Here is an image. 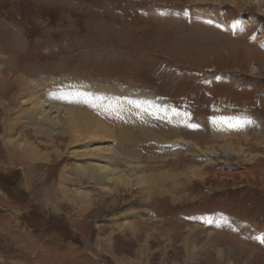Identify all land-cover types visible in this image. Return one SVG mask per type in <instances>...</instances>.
I'll list each match as a JSON object with an SVG mask.
<instances>
[{
	"label": "rangeland",
	"instance_id": "obj_1",
	"mask_svg": "<svg viewBox=\"0 0 264 264\" xmlns=\"http://www.w3.org/2000/svg\"><path fill=\"white\" fill-rule=\"evenodd\" d=\"M2 73L28 82L0 88V264H264V0H0ZM64 87L97 89L85 100L111 129L114 167L133 155L137 175L170 172L178 184L98 198L97 184L73 173L89 165L83 146H68L27 110L31 90L67 107L54 98ZM142 97L147 108L124 121L138 133L127 144L112 127V104ZM24 142L48 159L24 158ZM232 144L245 155H226ZM190 229L232 242L234 254L198 249L200 238L188 250Z\"/></svg>",
	"mask_w": 264,
	"mask_h": 264
},
{
	"label": "bare ground",
	"instance_id": "obj_2",
	"mask_svg": "<svg viewBox=\"0 0 264 264\" xmlns=\"http://www.w3.org/2000/svg\"><path fill=\"white\" fill-rule=\"evenodd\" d=\"M8 81L14 82L17 86L19 84L20 85L19 88H21L22 86H25L28 82V80L25 79L24 77H19V76L15 77V78L10 77V79H9L5 76L4 73H2L0 76V88L2 90H4L5 84ZM30 82H32V81H30ZM8 83H10V82H8ZM90 89H92L94 91H92V90L80 91V90L73 88V87H64L59 91V94L54 93V98H56V99L61 98L62 102L67 106V107H63V108H60L58 106H50L45 100H42V98H40V97H41V95L44 94L43 91H41L39 93V91H37V90H31V91H34V94H32L33 95L32 97L34 100H32L29 103L28 108H27V110H29L33 114V120L40 122L41 125H45V126L47 125L46 128H48L50 130H58V132H60L61 135L67 137L68 146L74 145V144L75 145L78 144L80 147L83 146L82 148H84V149L82 151V153H83L82 156H83V159H86L88 161L89 165L86 164V165H88V166L85 165L86 167L78 166L81 168H74L75 172H73V173L78 174L79 178H83V179L84 178L85 179L90 178L91 181L96 183L97 188L100 191L99 192L100 195H98V198H100V199L103 197L109 196V194H111L112 192L115 193L114 191H116V193H119L118 190L121 187L125 188V187L130 186V187H137V189H138V187L143 186L145 189H141V191L143 190V192H145L147 194L149 192H151V191L153 192L155 190L163 192L165 190L163 187V185H164L163 183L167 180L171 182L172 187H175L178 184V181H179L178 179H180V178L177 177V175L170 173V172L158 173V175L155 174L152 178H151V176L149 177V175H147L148 177L147 176L143 177V176L137 175V172L135 170L137 169L138 165L135 164L136 161L133 160V155L130 158H129V155H126L127 156L126 160H128V159L129 160L126 161L124 159L125 160L123 162L124 163V169L118 170L116 167L113 166L114 165L113 163L115 162L116 155H117V152L115 151L116 149L114 150L113 145L111 144V141L114 139V137H112L111 129L101 119L97 118L95 115H93L92 113L89 112L88 109L91 108V106L87 103V101L85 100V97L93 96L95 91H97V89L92 88V87ZM104 91L111 92L108 90V88L104 89ZM47 95L50 97H53V95H51L49 92L47 93ZM106 96H108V100H112L114 98L113 93L112 94H105V97ZM85 101L87 104L83 105ZM131 101H132V99H131ZM131 101H129L127 103L126 109H123V107L121 109L120 106H116L115 103L112 104V107L114 109V112L112 113V115H113L112 118L115 120V123L112 127L120 128V130L123 131V132H120L119 138H124L125 136H127V138L125 139V141L128 142L127 144H129V142H130L129 139L131 138V136H133V138H134V136H137L138 133L137 134L135 133V135H134L133 131L130 130V128L126 125V123L124 121L126 119H132L133 115H135L137 113L139 114V113H141L142 109L147 108V103H146L145 97H142L140 104H138V105L136 103H134L135 105L131 106ZM68 102H71L72 105H69ZM1 104H3V103H1ZM74 107H77L78 109H74ZM159 108H161V107H159ZM161 112H163V111H161ZM154 113H156V112H154ZM163 113H166V112H163ZM152 116H155V115H152ZM148 121L149 120H145V122H148ZM119 122H121V123H119ZM137 124H138V126L140 125V123H137ZM46 128H44V129H46ZM139 128H140L139 130L142 129L141 127H139ZM125 130L127 132V135H124ZM144 131H147L148 135H151V136L157 135L158 137L161 136V137L165 138V132H163V131L162 132L159 131V133H155L153 131H149V129H148V130H143V134H144ZM8 132H9V130H8ZM220 134L222 135L223 133H220ZM7 137H8L7 140L9 142V144L15 145L14 143L17 142V140H15L14 138L11 139V138H9V136H7ZM178 140H182V142L184 141L181 138H178ZM187 142H188V144L190 143L191 145L195 146L194 147L195 149H198V147L196 146L195 143L190 142V141H187ZM240 142H241V140H240ZM23 144H24L23 148H22V145H18V146L16 145V146L19 147V149L17 148V150H19L21 152V154L24 158L29 159V161L35 160V159H40V158L45 159V160L48 159L49 154H47V151H38L35 149L34 144L32 147V144H30L28 142H24ZM121 145L123 146V143ZM224 147H223L222 151L225 150L226 155H229L231 153L236 154V155H241V154L245 155L244 150L241 147V145L232 144V145L226 146V148H224ZM212 150H214V149H212ZM51 151L53 153H56V155L58 153L57 152L58 150H56V149L55 150L53 149ZM209 153H211V152H209ZM80 159H82V158H80ZM67 169H65V172ZM123 170H127V172H124ZM137 171H138V169H137ZM198 171L199 170L197 168H194V170L189 171L190 172L189 174H185L183 176L181 175V178L182 177L188 178V176H192L193 173L195 175H197ZM168 173H170V174H168ZM131 178H133V180ZM60 180H62V181L66 180L65 176H62V177L60 176ZM128 183H131V184H128ZM60 190L63 192V189L60 188ZM80 194L81 193H79V192L72 193L74 198L76 196L79 197ZM82 197L84 198V200L81 198L80 200H82V201L81 202L79 201L81 206H82V202L85 203L84 201H90L88 194L83 195ZM77 205H79V204H77ZM88 205H89V202H88L87 206ZM82 209L84 210L85 207H83ZM79 211L81 213V210H79ZM116 218H117V216L113 217V220H115ZM125 218H126L125 215H123L122 219L125 220ZM127 224H130V223H127ZM127 224L125 223L124 226L131 228V227L127 226ZM192 233H193V230L190 229L186 232V234L183 237L184 243L186 242V244H185L186 247L189 246L188 250L194 251L197 248V244H196L195 240L197 241L200 238V240L203 239V246L199 247L198 249H201L207 243H209L210 245L213 244L214 246H216L215 252L221 258H223V257L226 258V257H228V255L234 254L233 253L234 252L233 251L234 245L232 242L224 240L226 243L225 242L220 243L217 240H215L213 236H210V234H208V233H206L202 236H194V235L192 236L191 235ZM216 244H218V245H216Z\"/></svg>",
	"mask_w": 264,
	"mask_h": 264
},
{
	"label": "crops",
	"instance_id": "obj_3",
	"mask_svg": "<svg viewBox=\"0 0 264 264\" xmlns=\"http://www.w3.org/2000/svg\"><path fill=\"white\" fill-rule=\"evenodd\" d=\"M235 123V122H234ZM249 125H245L244 124V126H240V125H237V129H238V131H239V133H242V134H239V137L241 136V135H245V136H247V132L249 131V130H247V127H248Z\"/></svg>",
	"mask_w": 264,
	"mask_h": 264
}]
</instances>
